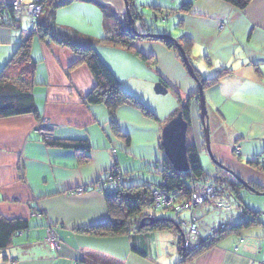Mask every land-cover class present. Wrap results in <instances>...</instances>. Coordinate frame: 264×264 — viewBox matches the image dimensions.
I'll use <instances>...</instances> for the list:
<instances>
[{
  "label": "crops",
  "instance_id": "1",
  "mask_svg": "<svg viewBox=\"0 0 264 264\" xmlns=\"http://www.w3.org/2000/svg\"><path fill=\"white\" fill-rule=\"evenodd\" d=\"M80 1L56 9L52 27L57 32L78 33L95 40L106 35L107 24L100 9L101 13L95 12L98 29L92 31L59 19L61 11L84 5L85 0ZM10 2L0 0V8ZM159 2L161 7L170 9H162L160 13L164 10L178 19L175 28L180 32L175 36L177 30L171 31L169 24L152 33L167 34L180 44V38L185 37L187 58L191 64L192 60L196 63L197 67L192 64L193 69L202 77H212L222 68L230 70L215 84L203 89L209 148L217 161L258 186V191H264V170L260 168L264 165L261 162L264 154V0H250L243 9L225 0H172L170 5ZM186 3L189 8L180 9ZM14 15L12 19L0 13V70L18 42L30 32L28 25H24L27 15L24 12ZM138 32L144 33L145 28H139ZM135 46L151 57V63L147 61L153 63L149 71L156 77L151 82L162 78L167 90L174 89L177 102L178 96L184 99L197 91V82L173 50L157 41L137 40ZM95 50L128 92L134 75L122 76L102 53L103 50L122 51L104 43L96 45ZM125 53L140 67L146 66L147 62L133 53ZM77 58L69 47L42 41L34 35L30 49V60L35 63L34 77L29 87L38 112L0 115V215L7 219H24L29 224L27 229L12 235V242L6 248L0 249V264H75L81 256L95 259L101 255L122 264H137L141 257L148 256L154 257L156 264H166L156 257L155 233L138 234L131 241L128 234L91 235L75 230L109 217L103 193L91 186L105 176L114 161L119 170L128 172L132 169H127L130 166L146 170L148 163L163 160L159 117L154 120L139 109L123 104L114 110L113 124L102 103H87L86 96L96 81L87 64L77 62ZM194 100L191 101L190 119L198 151L197 134L201 137L202 127L200 109H195ZM150 110L158 114L151 105ZM170 114L161 119L162 124ZM43 121L54 127V140L60 143L47 144L41 138L36 127ZM76 140H86L90 147L82 150L61 144ZM201 141L208 155L204 137ZM234 146L238 147L237 153ZM129 154L136 158L131 163L127 161ZM254 161L259 164L251 163ZM79 186H86L87 190L72 194ZM250 202L253 203L249 199V204L254 206ZM36 212L41 217H37ZM47 223L54 226L61 240L58 250L51 251L42 242ZM148 237L151 238L145 240ZM262 239L264 222L258 217L257 222L225 235L182 264H256L264 260ZM131 242L139 247L146 242L148 256L132 250ZM89 260L82 259L77 264H92Z\"/></svg>",
  "mask_w": 264,
  "mask_h": 264
},
{
  "label": "trees",
  "instance_id": "2",
  "mask_svg": "<svg viewBox=\"0 0 264 264\" xmlns=\"http://www.w3.org/2000/svg\"><path fill=\"white\" fill-rule=\"evenodd\" d=\"M74 1L77 0H42V13L39 17L36 31L28 28L30 31L29 34L18 42L12 55L0 70V115H20L27 113L36 114L38 112L33 94L30 91L29 87L33 83L35 64L34 61L30 60L31 40L34 35H37L42 41L48 40L55 42L61 46L69 47L78 57L77 62L87 64L95 78L96 85L86 96V101L87 103H102L107 108L113 124L115 123L114 110L119 105L123 104L133 106L139 109L145 116L157 119L155 114L149 108H147L133 95H131L120 86L111 68L99 57L98 53L96 52V42L102 41V43L104 44L124 48L126 51L133 53L140 59L151 63V57L141 53L135 46V43L137 40L155 42L157 41L162 43L168 49L173 50L183 63L176 44L170 40L139 36L135 33L133 29V27H135V20L141 21V24L145 28V32L147 31L152 33V29L147 27V23L144 22V16L139 11V9L134 6L135 0H128L130 12L132 15L131 22H128L126 13H123L122 16L116 15L113 10L114 7H112L110 4L101 3L97 0H85L95 2L100 7V10L105 16V21L107 24V34L99 37L96 40L78 33L68 34L64 32H57L51 25L52 18L55 15V10L60 7L69 5ZM225 1L240 9L245 8L250 2V0ZM188 4H183L180 9L184 10L185 7L189 8ZM162 9L170 10L161 6H158L155 10L162 11ZM2 12L6 13L8 17L15 19L14 14L16 12L12 7L11 2L1 6L0 13ZM49 17L50 21H48ZM110 19L113 20L112 23L110 22ZM180 39L181 46L186 52V43L188 42V40L185 37H181ZM17 67H19L17 72H13V69H16ZM194 71L203 89L215 84L221 76L230 72L229 69L222 68L219 69L217 73L212 77H202L199 73H197L195 69ZM160 80L163 84H166V82L163 81L162 78ZM197 93L198 92L196 91L195 93L187 95L184 99H181L178 96V106L171 112L170 116L166 120H164V122L168 121L178 111H181L183 118L188 122V129L186 132V155L188 160V170L185 172L174 170L169 161L164 157V155L161 162H155L152 164L148 163V166H146L145 168L146 170H149V172L153 171L158 176H160L157 183H148L146 181H143L126 184L123 178L127 177L129 172L119 170V172L117 173V177L119 176L120 182L119 189L117 190V192L111 194H103L109 217L106 220L76 228V231L91 235L128 234L132 241V238L138 234L163 231L168 229L177 230L178 228H180L173 216L172 218H156L155 221L149 222L150 218H155L152 217L153 213L151 212H154L152 192L155 188L162 187L168 192L174 191L176 193V195H174V199L176 201H181L188 196V188L191 181L202 178L205 174L204 167L200 162L199 153L193 139L190 119L192 104L191 101L194 98V101H196L195 106L197 108L199 107ZM113 130L117 132L114 126ZM201 137L203 138L202 134ZM45 142L47 144L60 143L54 139L46 140ZM61 144L64 146L80 147L82 150H86L90 147L89 143L86 140H76V142L74 143L63 141ZM160 150L163 152L161 146ZM251 163H253L254 165L259 164L257 161ZM116 166L117 164L114 161L113 165L107 171L104 177H107L109 174L113 175L114 172L112 170ZM260 166V168L264 170V165ZM214 167H216L223 175L227 185H229L230 189L233 191L236 197L241 199V191L243 190L250 192L239 182H237L230 174L223 171L218 166ZM248 183L254 188L259 189L258 186H255L250 182ZM246 209H248L249 211V220H244L234 225L233 227H231L232 231H238L241 228L247 227L257 222L259 215L263 213V211L250 210L249 208ZM28 227L29 224L24 219H7L0 215V249L6 248L12 242L11 237L13 234L25 230ZM130 246L131 249L138 254L146 256V242L143 243V247L137 246V244H135L134 242H131ZM179 250L180 257L182 259L178 260L176 264H182L188 257H190L186 256L188 254H186L185 252L183 254L180 248ZM183 255L185 256V258L183 257ZM81 258L85 261L87 259H90L89 261H91L92 264H122L121 261L117 259L115 260L103 255L97 256V258L95 259H91L88 256H81ZM82 259H79V261H81ZM79 261L77 260L75 264L79 263Z\"/></svg>",
  "mask_w": 264,
  "mask_h": 264
},
{
  "label": "rangeland",
  "instance_id": "3",
  "mask_svg": "<svg viewBox=\"0 0 264 264\" xmlns=\"http://www.w3.org/2000/svg\"><path fill=\"white\" fill-rule=\"evenodd\" d=\"M22 1H23V3H27L31 0H22ZM97 1H99L101 3H105V4H110L112 7H114V9H113L114 13L118 16H122L123 13H125L122 0H97ZM159 1L169 3V5H170V3H172V0H135L134 6H136L139 9V11L142 13V15L144 16L143 17L144 22L147 23L146 26L149 27L150 29L158 31L159 29H162L161 26L163 27V26H168L169 24H171L170 30L171 31L177 30V28H175V24L177 23L178 19L175 17L174 14L165 13L164 10H163V14H162V13H160L162 11L155 10L158 6H160ZM74 2H81V1L77 0ZM83 4L84 5H76V7H73L72 9L67 8L66 11H61L62 13L59 16V19L61 21L69 22L71 24H74L75 26L86 29L87 31H92L94 29H98L97 24H96L97 23L96 20L98 18L95 16V12L101 13L99 10L100 7L93 1H85V2H83ZM69 5H66V6L68 7ZM66 6H63V7H66ZM63 7H60V8H63ZM24 13L27 15V18H28L27 20H25V24H24L27 26L29 24V14L25 11H24ZM41 13H42V11L40 12V15H41ZM110 22L112 23L113 20L110 19ZM176 25H178V23ZM141 27H143V25L141 24V21L135 20V30L138 31V29ZM36 28H37V25L32 30L36 31ZM179 32L180 31H178V30L174 31V35L175 36L178 35ZM154 33H160V32H154ZM176 42H178V41L176 40ZM100 44L103 45L102 41L96 42V45H100ZM109 46L111 48H116V49H119L122 51V52H119V51L103 50V52H102L103 54H105L107 59H109L117 67V70L119 71V73H121L122 76H124V77H129L131 75H134V76H132L130 84H128L130 87L128 92L130 94H132L137 100L141 101L149 109H150V105L153 108H155L158 112V114L156 113L155 116L157 118L159 117L158 119H160L161 125L163 126L164 125V124H162L163 120L161 121V119L166 118L174 110V108H176L178 106V102L175 100L174 89L172 87H170L169 90H167V92L165 94L155 93L153 86L157 82V80L154 82H151V80L155 79L156 77L154 75H151L150 71H149L152 69L153 63L150 64L147 62V63H145L146 66L142 68L139 65H137V63L135 61H133L130 57H126V55H125L126 50L124 48L114 46V45H112V46L109 45ZM138 59H139V57H138ZM194 63L195 62H193V60H192V64L195 67L196 63H195V65H194ZM147 67H148V69H147ZM151 72L155 73L154 70H152ZM156 75L158 76L157 73H156ZM146 84H148V85H146ZM145 86L148 87V90H145ZM144 102L147 104H145ZM195 102L196 101H194V104H195ZM195 109H196V106H195ZM196 115H197V119H198V116H199L198 112ZM153 119L156 120L155 118H153ZM197 121L200 125L199 120H197ZM196 127L199 128L200 126L196 125ZM197 137H198L197 146H198V153H199V157H200V162H201L203 167H206L208 165V163L210 164L209 167H212L213 164L210 160V157L207 155V153L203 149L201 137H199L198 134H197ZM235 147L236 146H234V148ZM122 153L125 154L123 151H122ZM127 157H128L127 158L128 163H131V161H134L136 159V158L132 157L131 154L127 155ZM124 158H126V157L124 156ZM127 169H131V170H128L129 174L127 175V177L123 178L124 182H126V184L143 182V181H146L148 183H152V182L157 183L158 182V176L153 171L149 172L147 170H140V168L137 167V165L130 166ZM226 185H227V183H226ZM227 187L229 188V190L231 192H233L230 189L229 185H227ZM241 196L243 197L244 201H242V198L240 199L237 197V200L233 201V202H235L241 206V209H242L241 213L242 214L244 212V214L247 216V213L249 212L248 209H246V207L244 206V204L247 205V207H249L255 211H263L264 212V201L260 200V199L264 200V194L258 195V194H255L253 192L241 191ZM228 199H230V198H228ZM249 199L253 201V203L252 202H250V203H252V205H254V206H251L249 204ZM257 207H260V208H257ZM151 212L153 213L152 217H155V218H161V217H167V218L171 217L172 218V212L168 209H159L157 211H154V212L151 211ZM182 216L185 217L186 219H188L189 218V212L183 211ZM263 216L264 215H262V214L259 215V218L261 219L262 222H264ZM231 232H233L232 228L230 230L224 232V234L219 239H221L222 237H224L227 234H230ZM154 233L157 237L156 240L158 241L157 256L156 257H159V260L162 261L163 263L176 264L178 262V260L180 259L179 248L181 249V252H183V254H184V252L186 253L185 248L182 245V239L183 240L185 239L184 236L186 237L187 230H184V228H178L177 230L168 229V230H163V231H158V232H149V235L154 234ZM149 238H151V237L145 238V240H149ZM175 240H176V242H175ZM263 240L264 239H262V241ZM214 244L215 243L211 244L210 246H207V248L205 250L209 249ZM175 245L178 246L179 248L176 247ZM260 245H262L261 247L264 249V242H261ZM205 250H202V251L195 253V254L186 253V254H188L186 256H190L186 259V261H188L189 259L201 254ZM183 257L185 258L184 255H183ZM140 260L141 261L137 262V264H156L155 258L152 256L151 257L148 256L147 258L141 257Z\"/></svg>",
  "mask_w": 264,
  "mask_h": 264
},
{
  "label": "built area",
  "instance_id": "4",
  "mask_svg": "<svg viewBox=\"0 0 264 264\" xmlns=\"http://www.w3.org/2000/svg\"><path fill=\"white\" fill-rule=\"evenodd\" d=\"M11 4L15 12L25 11L29 14L31 30L36 27L42 11V0H31L27 3H23L22 0H11ZM36 131L44 141L55 138L54 127L46 121L39 123ZM232 148L238 152V147ZM261 162L264 164V154ZM112 171L113 175L109 174L107 177L97 180L91 187L103 194L117 192L120 187L119 176L117 177L119 168L116 166ZM204 173L202 178L191 181L188 188L189 194L181 201L174 199V195H176L174 191L168 192L162 187L155 188L152 192L153 210H170L180 228L187 230L185 239H182V245L186 253L191 254L205 250L207 246L215 243L224 232L244 220H249L250 217L248 213L247 216L244 212L242 214L241 206L233 202L237 200V197L229 190L225 178L216 167H204ZM86 190V186H79L71 193L81 194ZM183 211L189 212L188 219L181 215ZM261 214L264 215V212ZM36 216L41 217V214L36 212ZM43 242L53 251L60 247V238L50 223L45 226ZM256 264H264V260Z\"/></svg>",
  "mask_w": 264,
  "mask_h": 264
},
{
  "label": "water",
  "instance_id": "5",
  "mask_svg": "<svg viewBox=\"0 0 264 264\" xmlns=\"http://www.w3.org/2000/svg\"><path fill=\"white\" fill-rule=\"evenodd\" d=\"M123 3L125 7V13L128 18V22H131L132 15L130 12L128 0H123ZM134 31L139 36L170 40L176 44L188 73L197 82V87H198L197 100L200 109V122L202 126V134L204 137V144L207 148L208 155L212 163L215 166H218L219 168L224 169L225 171L230 173L237 182H239L244 188L248 189L250 192H253L258 195L264 194V191H258L253 186H251L247 181L243 180L242 178L234 174L232 170L228 169L221 162L217 161L214 158L209 148V133L207 130V126L205 125L206 109H205V98H204L203 88L181 44L176 42L175 39H173L171 36L167 34L151 33V32L139 33L135 29ZM153 89L155 93L158 94H165L167 92V87L161 81H157L154 84ZM187 129H188V122L183 118L182 112L178 111L173 117H171L168 121L165 122V124L161 127V132H160L159 145L162 147L163 155L169 161L172 168L180 172H185L188 170V160L186 155ZM155 220L156 218H150L149 222H153Z\"/></svg>",
  "mask_w": 264,
  "mask_h": 264
},
{
  "label": "flooded vegetation",
  "instance_id": "6",
  "mask_svg": "<svg viewBox=\"0 0 264 264\" xmlns=\"http://www.w3.org/2000/svg\"><path fill=\"white\" fill-rule=\"evenodd\" d=\"M133 29H135V27H133ZM138 32V31H137ZM144 33H146V32H144ZM223 170V169H222ZM224 171V170H223ZM228 173V172H227ZM228 174H230V173H228Z\"/></svg>",
  "mask_w": 264,
  "mask_h": 264
},
{
  "label": "bare ground",
  "instance_id": "7",
  "mask_svg": "<svg viewBox=\"0 0 264 264\" xmlns=\"http://www.w3.org/2000/svg\"><path fill=\"white\" fill-rule=\"evenodd\" d=\"M110 172H111V170H110Z\"/></svg>",
  "mask_w": 264,
  "mask_h": 264
}]
</instances>
